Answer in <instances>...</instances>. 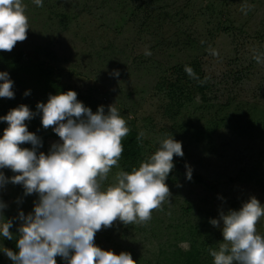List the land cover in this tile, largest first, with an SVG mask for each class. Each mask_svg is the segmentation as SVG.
I'll return each instance as SVG.
<instances>
[{"label": "rangeland", "instance_id": "374dc122", "mask_svg": "<svg viewBox=\"0 0 264 264\" xmlns=\"http://www.w3.org/2000/svg\"><path fill=\"white\" fill-rule=\"evenodd\" d=\"M22 2L27 39L10 52L0 51V72L19 79L18 93L30 86L28 100L37 101L41 86L35 83V66H51L59 86L104 106L106 113L112 105L127 125L143 132L136 167L160 140L172 135L182 143L184 155L174 157L166 180L170 199L146 223L116 221L98 231L96 246L128 252L136 264H168L163 259H172L177 248H189L193 239L201 264H213L209 249L218 250L223 236L222 222L214 227L210 220L221 211L238 210L250 197L264 205V130L254 122L252 130L240 134L212 123L222 114L235 118L252 108L264 111V56L260 63L253 58L264 54V0H43L42 7L34 0ZM19 52L11 73L5 63ZM191 64L199 68L195 82L209 85L204 93L193 78L176 81ZM169 82L181 87L179 96L171 95ZM0 104L8 105L7 98ZM55 142L59 137L45 141L46 154ZM120 170L114 167L106 184ZM0 171L15 175L7 168ZM37 199L35 193L25 195L22 185L0 188L3 217L12 221L14 236L19 213L32 212ZM256 228L264 237V217ZM10 241L0 236L3 247ZM56 261L66 264L60 257ZM0 264H12L3 251Z\"/></svg>", "mask_w": 264, "mask_h": 264}, {"label": "clouds", "instance_id": "9594fccd", "mask_svg": "<svg viewBox=\"0 0 264 264\" xmlns=\"http://www.w3.org/2000/svg\"><path fill=\"white\" fill-rule=\"evenodd\" d=\"M34 3L43 6V0ZM28 29L22 0H0V51H12L17 42L27 39ZM262 56L253 58L260 63ZM113 75L119 71L113 70ZM12 89L9 74L0 72V98H14ZM36 109L43 128H51L59 137L47 154L37 151L42 141L26 125L37 113L21 104L0 116L7 124L0 135V169L15 173L5 177L0 171V188L18 184L25 195L38 196L32 212L19 213L16 236L10 232L12 221L3 217L6 205L0 201V236L15 239L18 249L0 245V251L12 264H57L56 257L66 264H136L128 252L116 254L96 246L95 235L116 221L125 226L146 223L153 210L170 199L166 180L175 167L174 157L184 155L182 143L172 135L160 140L139 167L117 171L113 182L106 184L111 170L119 167L122 140L129 133L117 108L109 105L105 114L104 106H98L93 112L69 90L49 94ZM142 137L143 132L137 140ZM186 169L191 180V168L186 165ZM262 217L264 205L250 197L238 210L221 211L218 219H211L214 227L222 222L223 236L218 250L209 249L213 264H264V237L256 228Z\"/></svg>", "mask_w": 264, "mask_h": 264}, {"label": "trees", "instance_id": "16d2710c", "mask_svg": "<svg viewBox=\"0 0 264 264\" xmlns=\"http://www.w3.org/2000/svg\"><path fill=\"white\" fill-rule=\"evenodd\" d=\"M21 52H19L18 55H16L15 59L6 62L5 66L6 68L12 73H15L16 71V66L21 59ZM43 66V64L36 65L35 68L37 70L36 77L37 79L35 80L36 85L41 86V95L38 98L37 101L33 102L31 100H28V98L31 96V87L30 86H22L23 89L18 93L15 89L14 86H20L21 84L19 82V79L15 78L16 76H13L11 80L13 81V92H14V98L8 99L7 102L8 105H1L0 104V116H4L8 113V111L11 108H15L21 104H24L29 107L30 110H32L34 113H37L33 119L26 121L27 129L29 132L35 133L38 137H40L42 141V146L37 149L38 152H45V146L44 143L47 141L49 138H58V136L52 131H47L43 126L41 125L40 122V115L37 112L36 109V104L37 102H42L46 103L49 94L51 95H56L58 93L62 92H67L69 91L67 88L61 87L57 83V79L53 77V68L51 66L47 65ZM188 71V74L180 76L177 75V83L179 84L182 80L186 79L187 81L192 80L195 82V74L197 71H199L198 66L196 67V64H191L189 67H184L182 71ZM52 75V77H51ZM199 81V80H198ZM22 85V84H21ZM167 87L170 89L171 95H176L179 96L181 93V87L179 85H175L172 82H169L166 84ZM195 88L204 93V91L209 89V85L205 83V80H203V84L199 82H195ZM28 92L29 94L26 96L24 95L25 92ZM179 91V93H177ZM18 93V94H17ZM203 95V100L205 101V95ZM77 99L78 101L82 102L86 107H89L93 112H96L98 108V104L94 103L91 104L87 100L85 96L80 95L77 93ZM209 107H213L210 105ZM207 109V108H206ZM217 111L222 112L220 108H217ZM106 114V112H105ZM232 116H228L225 114H222L219 117L213 118L212 123L215 126H221L225 125L230 127L231 129L235 130L236 132L243 134V133H248L247 131L253 129V124L256 122L258 124V128L260 130H264V111H261L260 113H257L254 108L248 109V113H246L244 116L243 115H238L237 117L233 118H228ZM257 119V120H256ZM226 120L228 121L226 123ZM234 122V123H233ZM239 126V127H238ZM7 127L6 122L0 121V131L3 134V129ZM129 128V133L126 137L123 138L122 140V145H123V153L121 155V158L118 162L119 167H121V170L126 171V172H131L133 167H136L137 162L141 158L142 154V138L140 140H137L138 134H140V131H138L136 128L132 127V125H127ZM240 128V129H239ZM212 132V131H211ZM21 147H26V148H31L32 146L30 144H23ZM197 182H201L200 177H195ZM234 206V205H233ZM191 233L192 230H191ZM190 245L189 248L187 249H180L177 248L173 252V257L172 259H169L168 257H165L163 260L168 261V264H201L200 262V254L201 251L198 249V247L195 246V241L193 239H189ZM8 249L12 251H18L16 248V240L13 239L8 243Z\"/></svg>", "mask_w": 264, "mask_h": 264}]
</instances>
